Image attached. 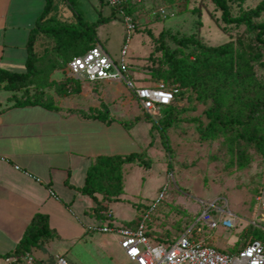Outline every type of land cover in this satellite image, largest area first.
Masks as SVG:
<instances>
[{
	"label": "rangeland",
	"instance_id": "1",
	"mask_svg": "<svg viewBox=\"0 0 264 264\" xmlns=\"http://www.w3.org/2000/svg\"><path fill=\"white\" fill-rule=\"evenodd\" d=\"M51 1L50 15L68 25L77 24L79 15L87 22L100 19V12L103 18H113L99 29L98 39L73 41L66 37L42 36L36 41L35 51L39 61L44 60V70L36 80L35 100L48 102L55 94L75 93L81 85L69 78L68 64L74 55L93 47L97 41L117 64H120L122 49L127 46L126 61L133 76L144 78V83L151 85L163 80L161 74L168 76L169 82L173 81L164 52L178 49L175 39L193 37L211 47L231 43L235 68L250 65L239 79L227 80L206 74L196 84L182 86L180 105L162 109L156 120L136 104L141 118L146 121L141 122L140 127H147V122L155 125L156 139L161 137L156 146L161 148L144 154L152 161L150 169L138 165L124 168L125 190L111 207L118 224L125 225V221L131 219L143 221L163 193V200L150 212L146 225L154 227L162 220V227L173 229L174 234L180 236L200 217L206 204L225 201L227 209L238 218L237 227L226 229L220 225L215 230L204 227L200 238L225 253H235L250 241L261 240L264 244V237L255 239L256 230L262 231L258 234L264 236V218L258 217L254 200L259 173L264 167V118L251 120L246 116L248 106L264 98V46L257 41L258 33L245 25H225L212 0H128L129 15L136 26L130 35L122 15L101 0ZM263 1L232 3V15L240 16ZM163 10L168 17L161 14ZM253 21L264 22V13ZM249 46L258 47L261 57L251 55ZM182 51L184 53L178 51V57L184 56L190 61L194 53L202 55L199 47L189 46ZM218 115L223 123L217 122ZM138 146L140 150L145 149L142 142ZM109 182L105 176L99 185L115 189ZM219 216L216 215L217 219ZM47 243L49 248H44L45 251L61 254L69 264H130L116 234L89 231L87 235ZM52 260L42 261L50 264Z\"/></svg>",
	"mask_w": 264,
	"mask_h": 264
},
{
	"label": "crops",
	"instance_id": "2",
	"mask_svg": "<svg viewBox=\"0 0 264 264\" xmlns=\"http://www.w3.org/2000/svg\"><path fill=\"white\" fill-rule=\"evenodd\" d=\"M46 5L47 0H0V69L19 74L27 71L28 43ZM43 62L36 63L37 76L19 90L0 83V264H10V258L19 256L21 241L39 214L49 219L51 238L45 243L87 235L90 227L106 221L108 212L115 222L111 207L115 200L81 192L90 168L100 157L147 154L159 147L161 139H156V128L150 122L140 127L146 121L123 83H80L77 92L52 95L46 105L23 103L37 92ZM140 142L145 144L144 150H140ZM129 165L141 166L124 164L123 170ZM162 222L151 228L155 231L151 239L164 242L179 237L173 229L162 227ZM45 243L28 252L41 261L61 255L45 251L49 248Z\"/></svg>",
	"mask_w": 264,
	"mask_h": 264
},
{
	"label": "built area",
	"instance_id": "3",
	"mask_svg": "<svg viewBox=\"0 0 264 264\" xmlns=\"http://www.w3.org/2000/svg\"><path fill=\"white\" fill-rule=\"evenodd\" d=\"M105 3L124 18L129 35L136 29L134 19L126 13V0H105ZM161 14L168 17L163 10ZM127 46L122 49L120 64H117L101 44H96L88 52L73 57L68 64L69 78L76 83H123L133 94L141 110L150 118L156 120L162 109L175 104L180 92L178 84L160 81L155 85H139L126 61ZM38 183L40 178L27 174ZM51 196H55L50 191ZM164 198L162 193L157 202L151 206L145 220L135 228L126 227L112 221V214L105 213L106 222L90 227V231L98 233H112L120 238V247L130 264H264V244L260 241H250L235 253H225L210 246L206 240L200 238L203 228L211 230L221 225L226 229L237 227V216L227 209L228 203L206 204L199 218L190 229L186 230L173 243H152L148 237L149 226L146 221L150 212L157 209ZM258 207V217L264 218V168L260 172V185L255 196ZM219 214L220 216L216 217ZM252 225L259 227L257 223ZM250 226V225H249ZM10 264H46L39 260L32 252L9 259ZM50 264H69L65 257L59 256Z\"/></svg>",
	"mask_w": 264,
	"mask_h": 264
},
{
	"label": "trees",
	"instance_id": "4",
	"mask_svg": "<svg viewBox=\"0 0 264 264\" xmlns=\"http://www.w3.org/2000/svg\"><path fill=\"white\" fill-rule=\"evenodd\" d=\"M105 3V0H103ZM215 7L218 11L221 12V15L218 17L225 25H245L248 30L252 32H257V41L261 45L264 46V22L254 23L253 19L260 18L264 13V1L261 2L255 9L243 12L240 16L234 17L231 11V4L238 3L239 5L244 4L247 0H212ZM51 0H47L46 9L43 15L40 17L37 26L31 33V37L28 43L29 49V60L27 62V71L25 73H11L5 70L0 69V83H7L6 86L9 90H19L26 86V83L30 78L37 76L38 71L36 67V63L39 61L40 57L37 55L35 51V44L42 36L46 37H55L59 39L67 38L73 41L88 38V39H98L97 29L112 21V16L108 18H103L102 13L100 14V19H98L95 23H89L85 21L80 15L77 17V24L68 25L66 21L60 19L55 15H50V7ZM129 2L126 0L125 10L129 15L128 11ZM164 37V33L161 34V38ZM177 42L178 49L169 53L168 51L164 52V55L167 57L166 62H169L170 69L168 70L169 74L173 78L172 82H169V77L161 74L160 76L163 78L161 81H165L170 84H178L181 88V92L179 95V101L181 96L183 95L182 86H190L196 84V81L203 78L206 74L215 77V78H225L227 80H235L239 79L241 76V72L246 70V68H250L249 64H244L243 66H239L235 68L234 65V51L233 47L230 44L226 46L220 47H211L205 46L199 41H196L193 37L183 38V39H175ZM98 43V41H97ZM96 43V44H97ZM95 44V45H96ZM94 45V46H95ZM93 46V47H94ZM189 46L199 47L202 55L193 54L194 59L189 60L188 58L182 56L178 57V51L184 53L182 50L184 48H188ZM81 52L75 56H79L88 52L90 49ZM164 46L162 45V48ZM250 54L261 57V54L258 52V47L249 46ZM169 53V54H168ZM72 57V58H73ZM203 57V58H201ZM71 58V59H72ZM139 85H148L145 84V79H137ZM160 82V81H159ZM158 82V83H159ZM79 89V88H78ZM78 91V90H77ZM75 91V92H77ZM35 95V94H34ZM51 101V100H50ZM20 102V101H19ZM18 102V103H19ZM28 104H39L44 103L46 105L45 100H35L28 98L23 103ZM22 103V102H21ZM180 105V102H176L170 107L166 109H172ZM49 107L54 108L53 105H49ZM247 118L249 119H260L264 118V98L262 100H257L256 102L250 104L248 106ZM218 123H223V119L220 115L216 117ZM241 123V121H238ZM155 127V125H153ZM161 128V126H159ZM257 142L255 140L252 141ZM139 163L146 169H150L151 161L144 156L143 153H133L128 156H115V157H100L97 159L95 164L90 168L86 185L81 192L85 195H89L91 197H95L96 194L103 195L105 200H119V196L123 193V181H122V173L124 164H133ZM264 168V167H263ZM262 168V169H263ZM261 169V170H262ZM261 172V171H260ZM107 176L109 179V183L114 185L115 189L108 190L106 188H102L99 185V181L101 178ZM260 185V173H259V181L256 187L255 196L258 191V187ZM254 196V200H255ZM107 221V220H106ZM140 220H134L130 223L125 224L126 227L135 228L140 224ZM152 227L149 226L148 237H152L155 234V231H151ZM188 227L185 228L184 232ZM183 232V233H184ZM255 239H260L262 236V231H255ZM261 233V234H258ZM51 238V231L49 229V219L48 216L45 215H37L31 225L29 226L25 237L21 241L19 251H17L18 255H22L28 252L31 247L36 246L38 244H42L48 241ZM151 239V238H150ZM178 238H174L173 240L157 242L155 239H151L154 243L166 244L169 245L176 241ZM256 241V240H255ZM261 241V240H260ZM246 244V243H245ZM242 249V248H241ZM240 249V250H241ZM239 251V250H238ZM237 251V252H238Z\"/></svg>",
	"mask_w": 264,
	"mask_h": 264
}]
</instances>
